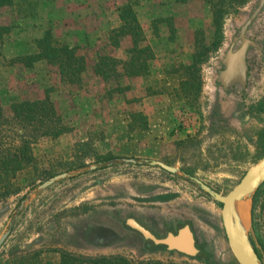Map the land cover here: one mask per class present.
Here are the masks:
<instances>
[{"label": "rangeland", "instance_id": "obj_1", "mask_svg": "<svg viewBox=\"0 0 264 264\" xmlns=\"http://www.w3.org/2000/svg\"><path fill=\"white\" fill-rule=\"evenodd\" d=\"M231 1L226 0L223 8ZM126 2L134 4L156 58L150 76L123 80L130 84L125 93L108 100L105 91L111 84L101 83L91 67L84 84L72 87L60 80L55 65L41 61L27 68L12 60L33 51L34 39L51 24L58 37L84 45L81 50L92 63L101 48L96 39L109 26L118 25L117 8ZM207 3L55 0L43 3L37 17L24 16L25 7L0 8V25L11 27L0 39V105L8 108L17 96L43 99L49 89L73 127L48 160L56 170L53 176L65 172L70 176L38 191L51 177L39 180L19 194L0 199V239L14 221L0 246V264H14L10 254L14 247L20 257L39 252L37 264H43L41 260L60 264L64 253L124 254L134 261L167 264L206 260L240 264L226 235L223 205L192 177L227 194L264 156V0H248L230 12L226 8L222 29L214 24ZM159 16L172 17V23L158 21ZM244 37L248 45L243 61L237 63L234 54ZM198 44L206 46L201 61L196 57ZM126 46L114 54L125 56ZM131 111L144 112L146 128L128 132ZM86 143L91 150L84 147ZM41 147L47 150L48 144L43 142ZM110 153L112 159L160 160L180 172L145 163L87 168L112 160H98ZM255 196L249 229L264 261L253 228ZM256 213L263 233L264 195ZM130 219L158 238L189 225L199 253L193 257L156 244L132 227Z\"/></svg>", "mask_w": 264, "mask_h": 264}, {"label": "trees", "instance_id": "obj_2", "mask_svg": "<svg viewBox=\"0 0 264 264\" xmlns=\"http://www.w3.org/2000/svg\"><path fill=\"white\" fill-rule=\"evenodd\" d=\"M52 1L55 0H0V8L5 6L25 7V11L28 13H25L24 16L37 17L40 15L38 13L40 6L43 3H52ZM177 1L186 3L189 0ZM205 1L210 4L214 24L220 29H222V18L226 8H230V12L236 9L237 6H242L248 2V0H232L223 8L226 0ZM234 2L236 3L234 4ZM117 12L118 25L109 26L104 35L96 39V42L101 44V48L97 50L92 63V58H89L81 50L84 45L81 46L78 43L73 45L67 39L58 37L51 24L45 27L41 37L34 39L35 49L33 51L20 53L12 60L23 63L27 68H34L41 61L55 65L58 68L60 80L72 87L84 84L86 81L85 74L91 67L92 72L96 77H99L98 80L101 83L111 84V86H106L105 96L108 100L113 99L116 95L123 94L128 89L130 84H125L123 81L126 77L146 78L150 76L152 74V62L156 58L134 4L132 2L123 3L117 8ZM157 18L160 22H167L168 20L169 24L172 23V17L159 16ZM10 31L11 27L9 25H0V39L7 36ZM125 44L127 45L124 50L125 56L119 57L114 54ZM206 54V46L203 45V48H201L198 44L196 52L198 61H201ZM50 91L48 89L46 97L43 99H23L17 96L10 100L8 108L0 105V199L19 194L23 190L33 187L39 180L42 181L52 177L56 172L51 160L50 163L48 160L50 157H54L60 138L70 133L73 127L58 109ZM128 115L130 118L128 132H132L137 127H147L144 112L131 111ZM88 140H90V137ZM43 142L48 144L47 150L44 151V148L41 147ZM84 147L91 150L87 143ZM111 154L107 155L110 157L103 156L97 159L99 161L112 159L114 156L112 157ZM263 195L264 185L259 189L254 199L253 228L258 243L264 250V232L262 233L256 220L257 207ZM15 248L11 249L10 252L14 264L19 262L22 264H37L39 252L20 257L16 255ZM257 250L259 251L258 248ZM64 254L60 264H167L153 259L134 261L124 254L100 256ZM34 258L35 261L31 262ZM41 261L43 264H59L51 261ZM175 264L190 263L180 262ZM204 264L211 263L206 260Z\"/></svg>", "mask_w": 264, "mask_h": 264}, {"label": "water", "instance_id": "obj_3", "mask_svg": "<svg viewBox=\"0 0 264 264\" xmlns=\"http://www.w3.org/2000/svg\"><path fill=\"white\" fill-rule=\"evenodd\" d=\"M247 40L244 39L243 46L240 50L234 54L233 61L240 63L243 61L245 50L247 47ZM115 163H145L153 166H158L172 173H179L180 170L172 165H169L163 161L155 159H136V158H116L109 161L99 162L97 164L89 165L87 168L92 170L99 167L112 165ZM82 170V169H80ZM72 173L65 172L59 175L53 176L50 179L44 181L38 188L39 190L45 189L60 179L70 176ZM202 189L208 192L215 200L223 205L222 218L223 224L226 231V235L229 241V245L239 261L240 264H264L260 253L258 252L254 243L252 234L250 233V225H252V204L253 198L257 190L264 183V156L262 159L250 167L240 182L227 194H222L217 190L213 189L208 184L201 180L192 177ZM31 194L26 195L22 204L18 208V212L15 213V217L18 216L19 212L23 209L26 202L31 198ZM246 198V202L249 203V223L248 226L244 224L241 218L240 211L238 208L239 202ZM251 220V224H250ZM14 221L10 222L9 230L5 232L0 239V246L9 235L10 229ZM129 224L138 229L146 238L153 240L156 244H164L170 250H176L185 253L190 256H195L199 253V248L196 245V238L194 232L189 225L181 228L177 234L170 232L165 238L156 237L149 229L138 223L135 219H130ZM185 231V235H183Z\"/></svg>", "mask_w": 264, "mask_h": 264}, {"label": "bare ground", "instance_id": "obj_4", "mask_svg": "<svg viewBox=\"0 0 264 264\" xmlns=\"http://www.w3.org/2000/svg\"><path fill=\"white\" fill-rule=\"evenodd\" d=\"M238 208L240 211L241 218L244 221V224L246 226H248V223H249V203L246 202V198L243 201L239 202ZM183 235H185V231H184Z\"/></svg>", "mask_w": 264, "mask_h": 264}, {"label": "flooded vegetation", "instance_id": "obj_5", "mask_svg": "<svg viewBox=\"0 0 264 264\" xmlns=\"http://www.w3.org/2000/svg\"><path fill=\"white\" fill-rule=\"evenodd\" d=\"M244 39H246V40H247V42H248V39H247L246 37H244V38H243V43H244ZM247 45H248V44H247ZM242 46H243V45H242ZM246 48H247V47H246ZM245 51H246V50H245Z\"/></svg>", "mask_w": 264, "mask_h": 264}]
</instances>
